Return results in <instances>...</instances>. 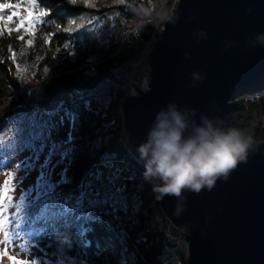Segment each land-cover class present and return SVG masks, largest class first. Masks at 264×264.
<instances>
[{
    "label": "trees",
    "instance_id": "16d2710c",
    "mask_svg": "<svg viewBox=\"0 0 264 264\" xmlns=\"http://www.w3.org/2000/svg\"><path fill=\"white\" fill-rule=\"evenodd\" d=\"M166 1L37 0L47 15L31 47L15 33L0 36V132L21 113L62 110L76 122L67 180L22 213L19 229L39 251L64 264H187L155 220L159 213L166 221L161 193L148 177L161 178L120 140L125 81L112 73L119 67L124 77L131 73L157 23L167 22ZM21 2L27 6V0H0ZM136 23L114 52L125 28ZM97 38L104 47L95 55L90 42ZM230 103V132L264 142V79L236 89ZM11 169L7 163L0 172ZM52 204L63 208L53 213Z\"/></svg>",
    "mask_w": 264,
    "mask_h": 264
},
{
    "label": "water",
    "instance_id": "95a60500",
    "mask_svg": "<svg viewBox=\"0 0 264 264\" xmlns=\"http://www.w3.org/2000/svg\"><path fill=\"white\" fill-rule=\"evenodd\" d=\"M149 69L148 87L121 108L128 145L150 168L141 149L162 120L182 141L230 132L232 94L264 79V0H180ZM242 139V158L211 186L160 194L163 215L185 234L188 264H264V142Z\"/></svg>",
    "mask_w": 264,
    "mask_h": 264
},
{
    "label": "rangeland",
    "instance_id": "374dc122",
    "mask_svg": "<svg viewBox=\"0 0 264 264\" xmlns=\"http://www.w3.org/2000/svg\"><path fill=\"white\" fill-rule=\"evenodd\" d=\"M172 3L170 1L171 7L165 13L167 21L175 11L171 9ZM114 18H111L110 25ZM159 23L152 35L160 36L163 27ZM128 27L130 25L125 28L122 42L114 52L120 50ZM90 45L95 55L104 47L100 38L91 41ZM142 83L143 77L140 79ZM75 124L74 116L68 111L59 110L45 115L21 113L0 132V168L7 163L12 164L11 171L0 172V264H12L13 261L15 264H64L58 258L39 251L30 236L19 233V229L22 213L67 180L68 143L72 140ZM50 207L56 213L62 206L52 204ZM179 243L178 248L182 249L186 259L182 241Z\"/></svg>",
    "mask_w": 264,
    "mask_h": 264
},
{
    "label": "clouds",
    "instance_id": "9594fccd",
    "mask_svg": "<svg viewBox=\"0 0 264 264\" xmlns=\"http://www.w3.org/2000/svg\"><path fill=\"white\" fill-rule=\"evenodd\" d=\"M173 116L175 124L183 127L180 117L175 113ZM246 147L241 134L235 130L214 136L202 130L198 139L182 141L180 131L162 120L149 145L141 151L151 156L149 173L158 175L164 182L157 190L178 196L185 187L199 191L204 184L211 186L213 174L234 166Z\"/></svg>",
    "mask_w": 264,
    "mask_h": 264
},
{
    "label": "built area",
    "instance_id": "2783aa9c",
    "mask_svg": "<svg viewBox=\"0 0 264 264\" xmlns=\"http://www.w3.org/2000/svg\"><path fill=\"white\" fill-rule=\"evenodd\" d=\"M168 1H172L174 3V4L172 3V8H171L174 11L180 0H167L165 2V4ZM131 25L132 24H130V27H131ZM137 26H138V24H136L135 27H133V28L128 27L127 36L130 33H132ZM159 37H160L159 35L158 36L155 34L151 35L150 40L145 44L144 48L139 53L138 59L132 65L133 69L127 77H124V75H123V69H125L124 67L112 69L113 74H115L118 77H121L125 81L123 89L126 92V95L123 98L122 103L125 101V99H127L131 95L137 96L139 94V90H145V89H143V86H144L143 84L145 83V81L147 79H148V85H149L150 77L149 76L147 77V73H149V71H150V69H149V55H150L155 43L158 41ZM142 77H143V83L140 84V79ZM148 85H147V87H148ZM120 137H121L120 140L122 142L128 143V135H127L125 129L123 130V132L120 133ZM148 169H149V167H148ZM148 180L152 181L153 185L155 186L156 191H157L158 187H163V185H164V182L162 179H155L152 176H149ZM159 205H160V203H159ZM155 220L158 222L159 226L161 227L162 231L164 232L165 238H167L171 242L176 243L177 245L180 244L179 241H182V244L184 246L185 253H186L185 261L188 264V262H187V259H188V243L184 239L185 234L182 235L183 232L177 226H175L174 223L172 221H170L168 218H166V221L163 222L159 213H157L155 215Z\"/></svg>",
    "mask_w": 264,
    "mask_h": 264
},
{
    "label": "snow or ice",
    "instance_id": "6c2138e0",
    "mask_svg": "<svg viewBox=\"0 0 264 264\" xmlns=\"http://www.w3.org/2000/svg\"><path fill=\"white\" fill-rule=\"evenodd\" d=\"M6 9L11 10V14L7 16L0 15V36L15 33L17 40L26 41L27 46L31 47L36 37L37 28L45 23L47 14L39 9L37 0H27V6L23 2L15 4L0 3V13ZM48 42L51 43V39ZM11 59L15 61V53H12ZM12 264H15V262L13 261Z\"/></svg>",
    "mask_w": 264,
    "mask_h": 264
},
{
    "label": "bare ground",
    "instance_id": "6f19581e",
    "mask_svg": "<svg viewBox=\"0 0 264 264\" xmlns=\"http://www.w3.org/2000/svg\"><path fill=\"white\" fill-rule=\"evenodd\" d=\"M147 85H148V79L145 81L144 83V86H143V89H146L147 88ZM163 214V213H162ZM166 217V216H165ZM167 218V217H166ZM177 247V246H176Z\"/></svg>",
    "mask_w": 264,
    "mask_h": 264
}]
</instances>
